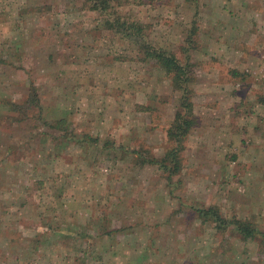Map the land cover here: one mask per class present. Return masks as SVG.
I'll list each match as a JSON object with an SVG mask.
<instances>
[{
	"label": "rangeland",
	"instance_id": "1",
	"mask_svg": "<svg viewBox=\"0 0 264 264\" xmlns=\"http://www.w3.org/2000/svg\"><path fill=\"white\" fill-rule=\"evenodd\" d=\"M108 5L100 12L83 7V0H0V264L42 262L49 244L57 251L51 256L55 264L72 263L70 247L82 252L84 239L78 233H49L50 212L71 230H81L77 224L89 217L84 208L92 207L95 230L99 209L113 217L117 213L125 226L133 223L139 242L149 231L145 219L123 216L124 205L133 199L134 212L145 211V200L156 193L141 190L143 180L167 181L155 165H135L133 152L163 155L179 95L132 39L104 27L106 17L118 15L144 25L145 36L139 38L144 46L163 47L192 63L197 121L181 153L182 168L172 179L176 195L167 196V188L165 195L172 206L178 192L202 186L197 193L214 203L225 223L203 222L202 254L180 256L175 264L184 258V264H264V242L243 238L228 223L244 220L264 232V0H109ZM32 87L43 119L66 116L68 131L88 136L85 142L98 140L84 155L75 147L73 157L51 158L45 140L61 132L41 120L11 125L17 117L11 104ZM143 105L150 111L141 110ZM12 136L21 141L22 163L20 174L6 176L4 162L11 160L1 157ZM134 167L139 169L133 188L123 199L118 190L104 189V182H129ZM211 230L221 238L218 250L210 248ZM37 233L41 244L33 239ZM127 240L119 235L108 243ZM160 241L159 250L167 245ZM178 242L172 240L183 244Z\"/></svg>",
	"mask_w": 264,
	"mask_h": 264
},
{
	"label": "crops",
	"instance_id": "2",
	"mask_svg": "<svg viewBox=\"0 0 264 264\" xmlns=\"http://www.w3.org/2000/svg\"><path fill=\"white\" fill-rule=\"evenodd\" d=\"M195 111H196V107H195ZM65 117L66 116H61L60 119L65 118ZM46 121H50V120L46 119ZM67 121L69 125L70 122L69 120ZM17 123L20 124L21 122H13V124L11 125H14ZM33 136H34L33 140H30V141L35 142L34 147L36 148L37 147L36 140H35L36 135H33ZM12 137H13V141L11 140L10 143L18 142L20 144L21 141L18 138L19 136L16 138L14 136ZM53 137H57V135L50 136V139L45 140V142H47V145L50 143V141L52 142ZM41 139H42V136H41ZM95 141L97 142L98 140H94L93 142ZM66 143L67 144L65 146L66 147L65 149L56 148V150H51L49 152L50 153L49 155L51 156V158L52 157L54 158L55 156L56 158L57 156L64 157V155L73 157V153L77 151L75 150V147H78L80 149L79 153H82V155H84V153L88 151V149L92 145L91 141L85 142V138L83 141L76 142L74 140H69V141H66ZM154 143L155 142H152V144ZM5 144L7 145L9 143L5 142ZM116 147L118 148L119 146H116ZM106 148H107V145H106ZM6 149L7 148L3 150L2 155L4 156L1 158H3L4 160L8 159L11 161L4 162L5 164L4 174L5 175L6 173L7 174H17V173L20 174L19 170L21 167L20 165L22 163L20 152L18 150L12 151L13 153L8 156ZM18 149H21V146H19ZM80 156L81 154H79V157ZM83 159L85 160V158ZM135 168L139 169V167H134L128 170L127 179L129 182H126V183L116 182L114 183V186L107 185V183L104 182L103 183L104 189H108V187H110L111 189L112 187L114 190H118L120 194V196L118 197H121V199H123V193L133 188V186L130 185V182L132 180V177L135 176V172H134ZM146 169H148L147 171H149V168H146ZM152 170L154 171V168H152ZM182 171H183L182 172L183 176L188 173L184 171V169ZM187 176H188V181H190L191 179L194 180V178H191L189 175ZM150 181H151L150 179L143 180V183L141 184V190H146L148 192L149 190H152L153 193H156L154 194L155 195L154 197L147 198L145 200V206H144V208H146L145 211L135 210L134 212L133 208L137 209V207L134 205L133 199H131L130 202L128 199L126 201V204L124 205L125 206L124 210H126V213L123 216H126L128 218L140 217L141 219H145L142 221L143 223H146L149 231H147V234H142L141 236H139L140 242L138 240V236L137 238H135V236L133 235L134 232H132V231H135V227H134L135 225L131 223L130 225L125 226L124 219H122L117 213H115L113 217V216H110V214H108L106 210L105 212H102L103 210L99 211L98 209V215L95 216L98 222V226H97V230H95L94 226L92 225L93 220H91V216H94L92 214L93 208L85 207L84 210L87 211L86 209H88L89 211V212H86V214H88L89 217L88 219H84L82 221L83 223L79 222V224H77V227L81 225L80 231L75 230V229L71 230L73 228L70 227V224L69 226L66 224L65 225L66 228H64V226L62 227V223L60 222L58 217L56 218V216L54 215V212H50L48 214L47 217H48L49 222L51 223V227L50 229H48L49 233H52V235H56V236L61 235L62 237L67 236L71 233L72 234L78 233L77 235L81 237L82 240L84 239V242H83L84 244L82 246V252L80 249L74 250L72 246L70 247V249H72V252H73V255H72L73 258H72L71 264H89V261L91 263H93V261L97 262V264H133V263H136V264L137 263L138 264H142V263L143 264H175L177 263V260L180 258V256L190 255V254L192 255L194 254L196 256V255L202 254L203 248L206 246H203V242L201 240L203 239V234L199 226L203 224V222H213V221L202 220V218L199 217V215L197 214V208L202 209L204 207L211 206L212 204H214L208 198L203 199L202 198L203 193H200V194L197 193V191H200V190L203 192V190L201 189L202 186L201 187L196 186V188L193 186V190H194L193 193H189V194H187L186 192L182 193L184 189L178 192L176 196L177 202L176 204L171 206V205H168L167 196L172 197L176 195L173 189V186H172L175 182H171L170 184H168L167 182H162L163 184H158V183L156 184L155 182H152L153 184H150ZM160 187L161 188L164 187V191L162 194L160 192ZM165 188H167V196L165 195V190H166ZM186 191H188V189H186ZM108 197H109L108 194H106L104 197L103 203L108 202V199H109ZM100 206H102V203L100 204ZM69 227L71 228L70 230H69ZM82 227H83V232H81ZM156 230H158V233L156 232ZM119 235L121 237L123 236L127 237L128 243H132V244L138 243V245L127 244L126 241L125 243L121 242V244H119V242L117 241L116 245L114 246L110 245V242L108 243V240H110L112 237L119 236ZM210 236L212 240V244L210 246L211 250L213 249L218 250L221 247V244H220L221 238L219 237L218 233H216L215 231L213 232V230H211ZM41 238L42 236L38 233L36 236L33 237L34 241L36 242L38 241L39 244H41V241H40ZM160 239L167 240L166 241L167 245L164 246V248L161 250H159L160 248H158ZM213 239H215L214 242H213ZM93 240L97 241V247L92 248L91 243L93 242ZM154 240H158V241L154 243ZM163 240L160 242H163ZM172 240L179 241L178 243L182 242L183 244L174 245L172 243ZM186 241H189V244L186 243ZM49 245L51 249H48L49 251L47 253L44 252L43 254L47 256L48 259L43 260L42 262L31 261L30 264H43V263L55 264L53 262V259L51 260V256L54 255V251L56 250H52L53 248L51 244ZM46 248H43V249L45 250ZM36 250L38 251L39 248ZM76 250L78 251L76 253L77 255H80L82 253L83 262L79 260L78 256L76 257V254H75ZM161 254L163 256L167 254L169 259L165 258L163 261L159 260L157 256ZM132 255L134 256L130 257ZM56 256H57V251H56ZM19 260L21 259L19 258ZM186 262H187L186 258L181 260V264H184ZM14 264H18V263H14ZM19 264H22V262Z\"/></svg>",
	"mask_w": 264,
	"mask_h": 264
},
{
	"label": "trees",
	"instance_id": "3",
	"mask_svg": "<svg viewBox=\"0 0 264 264\" xmlns=\"http://www.w3.org/2000/svg\"><path fill=\"white\" fill-rule=\"evenodd\" d=\"M108 3L109 0H83V7L89 10L102 12L109 7ZM103 25L105 28L111 29L115 33H120L124 38L132 39L133 43L137 44L138 48H140L138 49L139 51L143 49V59L153 60L156 67L169 79L168 81L172 90L178 92V109L175 111L174 117L166 129V137L170 142L169 147L161 157H156L150 151H147L148 149H145L144 155L138 150L133 152L135 165H155L159 169H162L167 183L170 184L173 177L178 176L179 171L182 168L181 153L185 147V141L195 127L197 121V117L194 113V88L191 86V83L195 79L192 72V63L186 60L182 61V59L178 58L175 53L163 47L157 48L148 45L144 46L147 42L143 39V41L139 39L141 36H145V34H143L144 25L139 22L121 20L118 15L115 18H109V16L106 17L103 20ZM140 41H142V45L139 44ZM24 97L25 98H22L21 102L11 104V110L17 114V117L14 118L13 122H23L27 119L33 121L38 120V122L41 120L42 124L47 125L49 128L59 130L61 134L57 137H53L52 142L50 141L49 143V149L53 150L54 148H57V146L59 149H65L67 144L66 141L74 140L77 142L83 141L84 137L88 138V136L80 137L81 135L68 131L66 127L68 125L66 118L54 121L44 120L35 87H32ZM140 109L150 111L149 107L145 105L140 106ZM37 132L38 134H42V131L38 130ZM90 141L93 142L94 140ZM19 146L20 144L18 142L7 144L5 146V148H7V155L9 156L13 153L12 151L18 150ZM197 213L202 220H211L214 223L223 221L225 223L219 215L216 206L211 205L198 209ZM228 223L234 224L236 231L239 232L243 238L258 239L259 242H264V232H260L244 220L236 219L233 222Z\"/></svg>",
	"mask_w": 264,
	"mask_h": 264
}]
</instances>
